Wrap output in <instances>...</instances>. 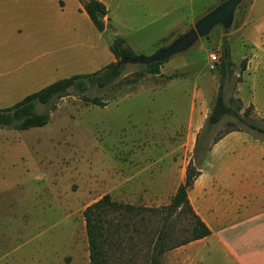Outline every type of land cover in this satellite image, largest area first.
Returning a JSON list of instances; mask_svg holds the SVG:
<instances>
[{"label": "rangeland", "instance_id": "rangeland-1", "mask_svg": "<svg viewBox=\"0 0 264 264\" xmlns=\"http://www.w3.org/2000/svg\"><path fill=\"white\" fill-rule=\"evenodd\" d=\"M249 2L241 1L229 26H214L208 35L170 57L168 61H184V65L169 75L166 61L160 75L133 82L141 63H127L123 74L108 86L101 89L88 84L84 95L99 98L105 106L83 101L70 88L66 96L36 105L38 113H49L47 125L23 131L0 128V264H89L83 218L89 205L105 195L146 208L170 203L190 160L199 169L204 166V150L229 128V119H224L204 135L216 95L213 92L210 99L211 83L202 76L216 75L219 81L218 66L209 69L210 55L221 49L223 40L228 42V34ZM181 35L171 36L165 45ZM204 50L208 67L204 66ZM234 70L239 74L240 66ZM238 77H229L224 88L226 102L238 99ZM168 82L172 87L158 89ZM190 111L199 126L185 147L139 145L138 136L149 134L152 127L167 129L175 122L184 126ZM252 118L260 119L254 112ZM198 136L200 150L195 158ZM188 220L187 216L176 220L177 228ZM169 256L174 254L167 252L162 264H168Z\"/></svg>", "mask_w": 264, "mask_h": 264}, {"label": "crops", "instance_id": "crops-1", "mask_svg": "<svg viewBox=\"0 0 264 264\" xmlns=\"http://www.w3.org/2000/svg\"><path fill=\"white\" fill-rule=\"evenodd\" d=\"M101 2L107 15L106 28L99 32L79 0H0V109L56 81L114 63L110 46L117 37L138 56H151L171 36L186 33L219 0ZM227 40L234 67L246 62L236 87L238 99L264 120V0H250ZM167 62L168 75L184 65ZM233 75L239 76L236 70ZM202 79L211 83V99L217 94V76ZM158 87L164 91L172 86ZM194 115L190 111L184 126L152 127L137 141L140 146L185 147L198 131ZM188 199L211 234L170 251L174 256L168 264H264V136L234 131L218 140Z\"/></svg>", "mask_w": 264, "mask_h": 264}, {"label": "trees", "instance_id": "trees-1", "mask_svg": "<svg viewBox=\"0 0 264 264\" xmlns=\"http://www.w3.org/2000/svg\"><path fill=\"white\" fill-rule=\"evenodd\" d=\"M79 1L97 31H104L107 9L101 0ZM222 1L219 0L218 3ZM165 46L164 44L163 47ZM110 51L115 62L101 70L56 81L11 107L0 109V128L23 131L47 125L50 119L49 113H38L36 105H46L57 98H62L67 95L70 88H75L83 101L105 106L99 98L89 99L84 95L88 84L101 89L108 86L126 69V64L116 66L117 62L138 57L120 37L113 40ZM220 54L218 90L203 133L207 135L224 119H229L227 122L229 128L206 147L205 157L210 146L228 133L248 130L264 136V120L252 118V106L243 109L241 101L236 98H230L226 102L224 87L226 80L234 74V65L231 62L229 44L225 40L221 43ZM166 61L168 60L139 65L138 76L133 82L148 75H160V67ZM245 66L246 62L242 61L238 83L241 82V74ZM199 141L200 136L196 138L195 158L200 150ZM202 162H199L198 166ZM198 175L199 168L194 165L193 160H190L183 183L178 186L170 203L163 208H146L120 203L112 200L109 195L89 205L83 212L89 264H162V257L167 252L209 236L211 231L195 213L188 199V191ZM184 216L189 218L188 223L178 229L176 220ZM180 234L186 236L182 238Z\"/></svg>", "mask_w": 264, "mask_h": 264}, {"label": "water", "instance_id": "water-1", "mask_svg": "<svg viewBox=\"0 0 264 264\" xmlns=\"http://www.w3.org/2000/svg\"><path fill=\"white\" fill-rule=\"evenodd\" d=\"M242 0H226L221 5L215 7L209 13L200 18L194 27L181 35L178 39L171 42L164 48L159 49L151 56H138L133 60H122L116 66L127 63L150 64L168 60L170 57L189 48L197 39L209 34L214 26L221 24L229 26L235 9Z\"/></svg>", "mask_w": 264, "mask_h": 264}, {"label": "built area", "instance_id": "built-area-1", "mask_svg": "<svg viewBox=\"0 0 264 264\" xmlns=\"http://www.w3.org/2000/svg\"><path fill=\"white\" fill-rule=\"evenodd\" d=\"M220 52H214L210 55V70H215L216 67L220 64Z\"/></svg>", "mask_w": 264, "mask_h": 264}]
</instances>
